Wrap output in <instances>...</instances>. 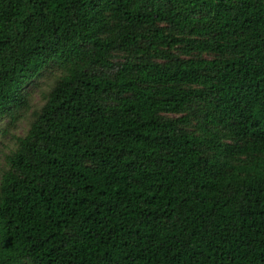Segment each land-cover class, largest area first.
Returning <instances> with one entry per match:
<instances>
[{"label":"trees","instance_id":"16d2710c","mask_svg":"<svg viewBox=\"0 0 264 264\" xmlns=\"http://www.w3.org/2000/svg\"><path fill=\"white\" fill-rule=\"evenodd\" d=\"M0 264H264V0H0Z\"/></svg>","mask_w":264,"mask_h":264},{"label":"clouds","instance_id":"9594fccd","mask_svg":"<svg viewBox=\"0 0 264 264\" xmlns=\"http://www.w3.org/2000/svg\"><path fill=\"white\" fill-rule=\"evenodd\" d=\"M55 86V85H54ZM45 89L41 88L37 92L31 93L28 97L27 105L24 108V114L17 117L14 121V127H8V118H4L3 126L0 127V147L5 155H15L22 151V141L27 139L31 132V125L35 122L42 108L34 107V101ZM49 92L51 89L48 90ZM24 131H21V128ZM8 168H5L7 171Z\"/></svg>","mask_w":264,"mask_h":264},{"label":"rangeland","instance_id":"374dc122","mask_svg":"<svg viewBox=\"0 0 264 264\" xmlns=\"http://www.w3.org/2000/svg\"><path fill=\"white\" fill-rule=\"evenodd\" d=\"M60 72L57 67L50 68L48 70H45L33 83L28 85L25 90V94L27 95V100L28 97L31 95V93L37 92L39 89L44 88L45 91L40 93L39 96L36 97L33 106L37 108H42V106L45 103V96L48 94V90L51 89L54 84L55 80L59 77ZM24 114V108L23 112L19 113V115ZM3 126V121L0 122V127ZM8 127H14L15 124L11 123V119L8 118ZM21 131H24V128H21ZM7 155L3 153L2 147H0V181H1V176L2 173L5 171V168L7 167L5 163V158Z\"/></svg>","mask_w":264,"mask_h":264},{"label":"snow or ice","instance_id":"6c2138e0","mask_svg":"<svg viewBox=\"0 0 264 264\" xmlns=\"http://www.w3.org/2000/svg\"><path fill=\"white\" fill-rule=\"evenodd\" d=\"M0 122H2V116H0Z\"/></svg>","mask_w":264,"mask_h":264}]
</instances>
